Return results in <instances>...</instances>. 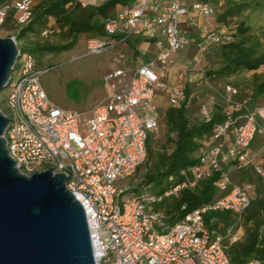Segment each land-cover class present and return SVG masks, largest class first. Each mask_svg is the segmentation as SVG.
Here are the masks:
<instances>
[{
  "label": "built area",
  "instance_id": "1",
  "mask_svg": "<svg viewBox=\"0 0 264 264\" xmlns=\"http://www.w3.org/2000/svg\"><path fill=\"white\" fill-rule=\"evenodd\" d=\"M48 1L0 5V26L15 9L18 33L32 20L34 6ZM111 1L75 3L98 8ZM104 31L87 38L86 53L113 51V65L104 76L105 97L87 110L55 104L41 81L47 68L32 52L24 51L18 59L5 95L10 119L5 137L16 167L26 174L53 168L66 175L67 188L87 210L98 264H232L224 241L241 239L236 229L255 194V185L236 182L232 170L253 168L264 177V167L255 163L251 151L254 139L264 134V103L241 100L237 86L224 85L199 103V116L210 122L220 95L224 119L202 142L199 161L181 170L182 181L162 193L146 179L120 185L148 164L149 139L161 126L160 102L167 98L169 106L189 104L187 86L207 80L211 47L231 41L232 35L216 22L212 0H119ZM131 41L149 46L127 50ZM193 46L191 64L179 65L178 58ZM215 173L220 174L215 198L171 224L157 206ZM224 210L235 214L236 224L225 232L208 227L207 215ZM245 264L262 263L251 259Z\"/></svg>",
  "mask_w": 264,
  "mask_h": 264
},
{
  "label": "trees",
  "instance_id": "2",
  "mask_svg": "<svg viewBox=\"0 0 264 264\" xmlns=\"http://www.w3.org/2000/svg\"><path fill=\"white\" fill-rule=\"evenodd\" d=\"M75 1L51 0L37 3L33 9L32 20L17 33L18 45H20V40L27 38L31 33L41 34L48 28L52 18L67 42L35 44L27 49L37 58L38 55L59 54L74 48L83 34L105 35V21L114 15L119 0H112L98 8H84L76 4ZM6 2L8 0H0V5ZM212 2L215 4L216 1L212 0ZM258 6V2L253 3L252 0L229 2L224 11L217 16V21L223 25L227 24L231 19L241 17L244 11ZM17 15L15 9L11 10L4 25L11 24L12 28L16 30ZM229 33L233 37L231 41L211 47L209 53L218 52L223 58L221 65L216 69L209 70L208 75L225 78L244 70L257 75L264 68V30L261 33L254 31L245 19H241L237 22L236 29ZM130 44L135 47V42L131 41ZM22 48L25 50L24 47ZM236 86L242 92L238 83ZM247 95L245 94L244 97ZM260 98H264V79L254 83L252 94L248 99L250 103L255 104ZM221 110L222 108L219 107L213 120L205 122L200 116L194 118L190 112L188 101L179 106H169L166 109L165 125L168 128L170 148L165 147L163 151L155 155L151 146L154 135L150 137L148 143V162L155 159V165L154 172L147 175L146 182L153 183L157 192L162 193L170 185L178 184L184 179L181 170L199 161L196 154L202 142L212 134L214 124L224 119ZM3 111L7 112L4 108ZM173 134L174 136H172ZM239 172L246 175L248 182L255 184V194L240 222V225L245 228L243 238L227 237L224 247L232 264H245L251 259H258L264 264V177L250 169H243ZM219 176V173H215L212 177L203 180L195 189L185 188L178 196L165 198L157 207L165 212L168 221L173 224L215 198ZM212 218H217L218 221L212 222ZM236 222L237 217L230 210L211 212L207 215L208 227L221 232H225Z\"/></svg>",
  "mask_w": 264,
  "mask_h": 264
},
{
  "label": "water",
  "instance_id": "3",
  "mask_svg": "<svg viewBox=\"0 0 264 264\" xmlns=\"http://www.w3.org/2000/svg\"><path fill=\"white\" fill-rule=\"evenodd\" d=\"M24 51L13 36L0 38V92ZM9 122L0 108V264H98L87 210L66 175L21 172L7 148Z\"/></svg>",
  "mask_w": 264,
  "mask_h": 264
},
{
  "label": "rangeland",
  "instance_id": "4",
  "mask_svg": "<svg viewBox=\"0 0 264 264\" xmlns=\"http://www.w3.org/2000/svg\"><path fill=\"white\" fill-rule=\"evenodd\" d=\"M12 1V0H8ZM216 10V22L217 16L221 14L227 7L229 2L243 1V0H215ZM258 2V7L244 11L241 17L231 19L227 24L224 23L227 30L236 29L237 22L241 19H245L247 23L254 29L261 33L264 30V0H252ZM220 23V22H219ZM223 25L222 23H220ZM11 24L0 26V38L17 36V30L12 28ZM150 34V33H149ZM90 37L89 34H83L80 36L77 45L67 51H63L59 54H45L38 55V61L42 68H47V71L41 77V81L44 89L46 90L50 99L58 106L65 109L87 110L97 105L103 100L106 95V88L104 84V76L107 71L113 65L114 52H104L101 54H87L86 40ZM64 43L67 40L64 39V35H61L60 29L52 18L49 22V26L41 34L31 33L27 38L19 41V47L27 49L31 48L35 44H56ZM148 43L144 42L143 47H148ZM122 46L117 47L116 50L121 49ZM195 47H191L184 54H181L183 60L186 61L184 65L189 66L192 57L195 53ZM222 55L218 52H211L207 56V80L198 79L187 86V93L189 97V109L194 118L199 117V103L207 98L209 94L222 91L224 85L233 84L236 86L238 83L242 92L239 98L241 100L248 99L252 94V87L258 80L264 79V68L255 75L253 72L241 71L237 74L221 78L209 76L208 71L218 68L222 63ZM18 74V71L15 72ZM238 87V86H237ZM7 88L0 92V107L6 111L7 105L5 102V95ZM248 94L247 97H244ZM218 107H222L225 104L223 97L218 95ZM257 104L264 103V98H260ZM169 107L167 98H164L160 102V111L162 113L161 126L159 132L154 135L151 140V146L155 152H161L165 147L170 148L168 141V128L165 125V112ZM174 136V134L172 135ZM261 137L264 141V134H259L256 139ZM197 156V154H196ZM155 159H151L146 166L139 168L129 178L120 182L123 187L137 185L139 181L145 180L147 175L154 172ZM232 176L236 182H248L246 175L232 171ZM238 236L243 238L245 228L240 225L236 229Z\"/></svg>",
  "mask_w": 264,
  "mask_h": 264
},
{
  "label": "crops",
  "instance_id": "5",
  "mask_svg": "<svg viewBox=\"0 0 264 264\" xmlns=\"http://www.w3.org/2000/svg\"><path fill=\"white\" fill-rule=\"evenodd\" d=\"M13 1V0H12ZM143 42H136L135 46H142L143 47ZM131 47H134L132 44L130 47L126 48L127 50H131ZM177 63L179 65H184V63H186L185 60L182 59V57H179L177 60ZM191 64V63H190ZM257 138V137H256ZM254 139V141L251 144V151L254 155V160L255 163L258 165H262L264 167V141L261 137H259L258 139ZM250 170H254L253 168H249ZM233 171V170H232ZM239 172V171H238ZM252 183V182H250ZM254 184V183H253ZM255 185V184H254ZM256 187V186H255ZM241 224V223H238Z\"/></svg>",
  "mask_w": 264,
  "mask_h": 264
},
{
  "label": "flooded vegetation",
  "instance_id": "6",
  "mask_svg": "<svg viewBox=\"0 0 264 264\" xmlns=\"http://www.w3.org/2000/svg\"><path fill=\"white\" fill-rule=\"evenodd\" d=\"M3 110V108H1Z\"/></svg>",
  "mask_w": 264,
  "mask_h": 264
}]
</instances>
